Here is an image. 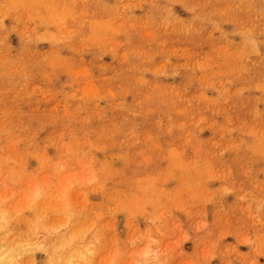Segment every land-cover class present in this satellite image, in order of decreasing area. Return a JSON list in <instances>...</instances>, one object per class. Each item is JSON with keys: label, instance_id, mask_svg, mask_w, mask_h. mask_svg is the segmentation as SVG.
<instances>
[{"label": "rangeland", "instance_id": "rangeland-1", "mask_svg": "<svg viewBox=\"0 0 264 264\" xmlns=\"http://www.w3.org/2000/svg\"><path fill=\"white\" fill-rule=\"evenodd\" d=\"M0 245L264 264V0H0Z\"/></svg>", "mask_w": 264, "mask_h": 264}, {"label": "bare ground", "instance_id": "bare-ground-1", "mask_svg": "<svg viewBox=\"0 0 264 264\" xmlns=\"http://www.w3.org/2000/svg\"><path fill=\"white\" fill-rule=\"evenodd\" d=\"M13 252H14V250L9 251V253H0V264H7L9 262V259H12ZM76 256H78V254L71 257V259L69 260V262L67 264H80L79 260L73 259ZM83 256L84 255L82 254V257Z\"/></svg>", "mask_w": 264, "mask_h": 264}]
</instances>
